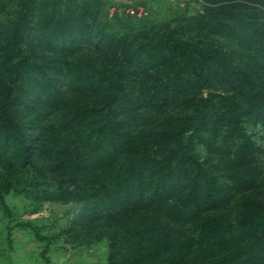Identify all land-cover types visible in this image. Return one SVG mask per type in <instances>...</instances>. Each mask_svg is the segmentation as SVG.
<instances>
[{
    "label": "trees",
    "instance_id": "trees-1",
    "mask_svg": "<svg viewBox=\"0 0 264 264\" xmlns=\"http://www.w3.org/2000/svg\"><path fill=\"white\" fill-rule=\"evenodd\" d=\"M205 2L151 24L110 16L101 0H0V204L10 192L43 194L81 204L75 222L86 226L139 213L106 237L107 264L264 257V175L242 125L264 127V0ZM28 82L51 98L60 132L45 117L26 133L16 106ZM197 145L219 152L221 182ZM219 212L235 223L208 219ZM186 226L204 227L197 248L216 251L195 255Z\"/></svg>",
    "mask_w": 264,
    "mask_h": 264
},
{
    "label": "rangeland",
    "instance_id": "rangeland-1",
    "mask_svg": "<svg viewBox=\"0 0 264 264\" xmlns=\"http://www.w3.org/2000/svg\"><path fill=\"white\" fill-rule=\"evenodd\" d=\"M101 1L103 2L101 9L109 13L110 16L114 13L119 16L127 14L143 16L151 24L179 21L181 17L194 15L196 12L202 11L203 6L208 5L205 0ZM208 1L218 4L225 0ZM247 21L254 23L255 20L247 18L245 23ZM0 23H4V21ZM259 28L258 42L264 45V24L259 25ZM216 40L220 44L228 46L231 44L224 39ZM262 49L258 53L259 57L264 56V46ZM259 71L258 81L264 89V65L260 67ZM24 86L30 91L22 95L16 106V112L18 118L28 123L26 133L37 135L38 132L32 130L33 126L30 123L39 121L38 119L44 122L47 118L51 122L50 135L60 132L61 129H58L59 119L54 112H51V98L46 101L42 97V88L36 87L30 82ZM47 114L48 116H46ZM242 125L257 148L255 165L258 171L264 175V127L249 121H244ZM195 152L199 160L206 163L214 178L221 182L223 179L220 170L221 163L216 160L220 156L219 152L216 149L208 152L203 145H197ZM4 201L6 208L0 204V264H107L109 244L106 237L109 233H114L123 220H129L135 226L141 223L139 222V213L131 212L126 218H120L109 225H104V221L101 220L94 226L77 225L75 215L81 204L51 201L43 194L16 195L10 192L4 195ZM240 208L244 209V202L241 203ZM221 214L225 218H229L232 224L235 223L233 212L231 214L214 213L208 219L220 220ZM25 223H30L31 227L17 226ZM203 231L204 227L201 226H186L183 227L182 235L190 242L195 243L192 247V251L195 250V255L204 257L213 254L216 250L210 246L197 248V241ZM96 239H99V242H96ZM43 253L48 262L44 260ZM201 260L202 258H198L196 263ZM248 264H264V257L253 259Z\"/></svg>",
    "mask_w": 264,
    "mask_h": 264
}]
</instances>
